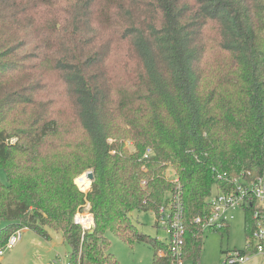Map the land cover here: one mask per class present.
<instances>
[{
    "label": "trees",
    "instance_id": "16d2710c",
    "mask_svg": "<svg viewBox=\"0 0 264 264\" xmlns=\"http://www.w3.org/2000/svg\"><path fill=\"white\" fill-rule=\"evenodd\" d=\"M210 51L232 61L227 85L205 79ZM115 56L123 76L135 75L125 93L107 71ZM54 82L64 106L45 94ZM73 126L83 137L61 140ZM170 166L182 258L200 264L206 230L196 220L209 216L210 198L264 171V0H0V249L19 230L47 241L54 230L69 264H119L112 233L149 244L154 264H174L170 237L150 238L132 221L153 212L159 226L174 192ZM89 170L85 193L76 180ZM85 210L95 221L86 232L75 223Z\"/></svg>",
    "mask_w": 264,
    "mask_h": 264
},
{
    "label": "rangeland",
    "instance_id": "374dc122",
    "mask_svg": "<svg viewBox=\"0 0 264 264\" xmlns=\"http://www.w3.org/2000/svg\"><path fill=\"white\" fill-rule=\"evenodd\" d=\"M208 33L212 40L216 39L213 41L217 46V29H211ZM120 64L121 61L119 56H115L111 60L107 71L113 75V80L121 92L125 93L128 91L127 87L130 82L133 81L135 75L132 73L128 77L123 76L124 70ZM233 68L229 56L219 51H210L203 65V71L207 82L213 86L220 87L228 83V73L232 72L234 70ZM129 71H135V68L130 66ZM51 80L53 81L54 79ZM54 84L56 85H50L49 91L45 93L46 96L50 94V97L54 100L56 99L57 103L63 106L66 105L67 98L65 97L64 89L56 82H54ZM69 137L72 139L83 137V133L79 126L68 127L66 130H63L61 140H65L67 143ZM125 142L126 150L132 155L135 154L134 141L126 140ZM112 143H115L114 139ZM148 155H153V151L149 150ZM172 168L173 167L170 166L167 171L168 176L174 173L175 170ZM90 172L93 171L89 170L77 179L79 180V184L76 180L77 186L85 193H89L92 190V182L89 181V177H87V174ZM85 176L88 180L84 179ZM0 180L4 184L8 183L6 173L3 170H0ZM85 183H90L89 189L81 187ZM81 214L87 215L91 213L85 210V212ZM233 215L235 218L229 221V228L227 231L208 229L205 232L200 264H226V260L230 255L246 250L250 238L246 212L238 209L233 212ZM132 221L141 234L164 242L168 241L170 236L169 231L160 224L159 226L157 225V215L155 213L135 212L132 215ZM4 226L3 223H0V230H2ZM19 231H22L21 240L14 248L7 249L5 254L0 256L2 264H49L59 259L68 263V255L71 253V248L65 242L62 233L50 230L51 240L47 241L32 230L22 229ZM107 237L111 243L110 253L116 257L119 264H154L155 251L149 244L136 242L130 245L112 233H108ZM182 264L194 263L191 260H187ZM239 264H264V257L258 255L252 257L249 262H240Z\"/></svg>",
    "mask_w": 264,
    "mask_h": 264
},
{
    "label": "built area",
    "instance_id": "2783aa9c",
    "mask_svg": "<svg viewBox=\"0 0 264 264\" xmlns=\"http://www.w3.org/2000/svg\"><path fill=\"white\" fill-rule=\"evenodd\" d=\"M174 184V192L172 200L168 205L162 206L160 209L158 222L161 226L169 231L170 246L173 248L175 263L182 264V238L185 234V226L183 221V207L181 204L180 182L178 177L173 173L169 176ZM211 211L209 216L204 220L198 218L196 221L202 224L204 229L220 230L223 226L233 220L235 217L233 212L241 209H252V217L254 220V229L249 238L245 254L236 252L230 255L226 260V264L246 263L252 257L261 255L264 257V171L260 177L251 183L234 181V188L227 191H217L210 198ZM75 223L82 226L84 232L91 231L95 227L94 216L92 214L76 215ZM22 231L13 234L5 248L0 249V256H3L7 249L14 248L21 240ZM49 264H69L62 259Z\"/></svg>",
    "mask_w": 264,
    "mask_h": 264
},
{
    "label": "bare ground",
    "instance_id": "6f19581e",
    "mask_svg": "<svg viewBox=\"0 0 264 264\" xmlns=\"http://www.w3.org/2000/svg\"><path fill=\"white\" fill-rule=\"evenodd\" d=\"M84 179L88 180V178L85 176ZM90 181V180H89ZM82 188H86L89 189L90 188V183H85L83 184V186H81Z\"/></svg>",
    "mask_w": 264,
    "mask_h": 264
},
{
    "label": "water",
    "instance_id": "95a60500",
    "mask_svg": "<svg viewBox=\"0 0 264 264\" xmlns=\"http://www.w3.org/2000/svg\"><path fill=\"white\" fill-rule=\"evenodd\" d=\"M87 177H89V180L92 182L94 180V173L93 172L88 173Z\"/></svg>",
    "mask_w": 264,
    "mask_h": 264
},
{
    "label": "crops",
    "instance_id": "0c3cea01",
    "mask_svg": "<svg viewBox=\"0 0 264 264\" xmlns=\"http://www.w3.org/2000/svg\"><path fill=\"white\" fill-rule=\"evenodd\" d=\"M0 263H1V260H0Z\"/></svg>",
    "mask_w": 264,
    "mask_h": 264
}]
</instances>
